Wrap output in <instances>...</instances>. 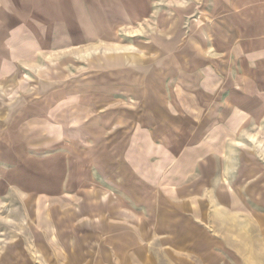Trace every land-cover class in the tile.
I'll list each match as a JSON object with an SVG mask.
<instances>
[{"label":"rangeland","instance_id":"obj_1","mask_svg":"<svg viewBox=\"0 0 264 264\" xmlns=\"http://www.w3.org/2000/svg\"><path fill=\"white\" fill-rule=\"evenodd\" d=\"M72 1L74 28L60 1L0 0V245L137 221L163 264H264V116L216 110L214 0H118L99 41Z\"/></svg>","mask_w":264,"mask_h":264},{"label":"crops","instance_id":"obj_2","mask_svg":"<svg viewBox=\"0 0 264 264\" xmlns=\"http://www.w3.org/2000/svg\"><path fill=\"white\" fill-rule=\"evenodd\" d=\"M58 1L60 8L64 10L60 24L67 23L74 28L78 22L75 18L78 7L72 0H39V4H44L45 8L51 10ZM77 1L81 8H88L93 25L102 22L100 26L89 28L87 37L99 41L114 36L103 33L100 28L105 26L111 28L107 31L113 32L111 26L119 20L116 8L122 4L120 1ZM211 3L208 8L211 9V19H207L205 25L208 28V74L212 81L209 93L225 95V100L222 99L216 110L228 111L230 123L234 125L238 119L243 118L250 122L253 117H263L264 0H214ZM31 5L32 2L30 7ZM193 24L198 26L197 23ZM200 53L199 49L198 54H195V63L198 65H201ZM20 59L24 60L17 58L19 61ZM197 70L201 73V66H198ZM223 125L221 122L218 127ZM204 155L209 158L216 153L205 146ZM105 225L106 228H100L94 223L85 225L77 230L78 233L73 232L75 240L61 242L53 241L50 228L38 232L41 235L38 240L35 237V228L27 229V238L14 235L10 242L0 245V264H163L160 260L165 259V251L151 252L145 247L149 244L154 246L153 243L158 247L163 236L153 235V231L151 236H145L146 230H133L142 227L137 221L119 224L107 222ZM148 237H151L150 242L147 241Z\"/></svg>","mask_w":264,"mask_h":264}]
</instances>
